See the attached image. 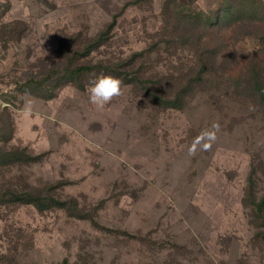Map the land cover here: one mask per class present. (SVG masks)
I'll use <instances>...</instances> for the list:
<instances>
[{
    "label": "rangeland",
    "instance_id": "obj_1",
    "mask_svg": "<svg viewBox=\"0 0 264 264\" xmlns=\"http://www.w3.org/2000/svg\"><path fill=\"white\" fill-rule=\"evenodd\" d=\"M178 1L215 10L223 0ZM163 2L0 0V104H8L2 95L16 94L11 80L53 51L60 37L93 36L116 12L110 39L86 60H117L146 48L161 27ZM14 21L20 23L9 35ZM204 39L221 43L225 55L233 50L225 76L238 75L250 60L264 67V41L235 39L226 26L211 27ZM191 60L187 50L162 52L145 73L176 74ZM225 76L208 82L183 109H158L124 83L123 95L102 109L89 102L87 88L72 85L49 100L28 93L14 100L7 146L45 155L0 170V186L61 182L57 195L73 196L86 209L99 204V224L143 239L103 231L61 209L15 206L0 215V264L64 258L67 264H264V244L253 240L241 202L252 164H262L256 178L259 194L264 191V115Z\"/></svg>",
    "mask_w": 264,
    "mask_h": 264
},
{
    "label": "trees",
    "instance_id": "obj_2",
    "mask_svg": "<svg viewBox=\"0 0 264 264\" xmlns=\"http://www.w3.org/2000/svg\"><path fill=\"white\" fill-rule=\"evenodd\" d=\"M119 15L120 11L114 13L93 36L75 33L60 37L53 51L30 64L33 68L30 66L11 80L16 94H1L8 104H0V170L15 164L38 162L45 155L44 152L30 153L18 145L7 146L14 129L9 106L14 105V100L20 102L24 93L49 100L66 85L85 90L90 81L101 75H111L121 79L124 84L140 89L144 98L158 109H183L199 90L208 86V82L224 77L230 64L233 50L225 55L221 43L209 45L205 42L204 36L211 27L231 28L235 39L250 36L264 41V31L258 30L264 21L263 0H223L215 10L194 8L178 0H164L161 27L152 35L154 37L146 48L122 59L86 60L92 51L108 42ZM19 23L14 21L10 27L7 26L9 35H13ZM177 50H187L192 57L185 70L176 74L145 73L153 55L161 56L162 52L173 55ZM225 81L236 95L251 100L264 115V67L261 64L250 60L238 75L227 74ZM260 167L261 163L252 164L241 202L248 209L249 223L254 229L253 240L264 244V191L259 194L256 178ZM61 184H46L40 188L24 182L19 186H0V215L22 205H31L38 212L61 209L67 216L88 219L94 227L103 231L143 239L125 230L99 224L95 218L99 204L86 209L73 196L60 197L54 188ZM59 264H67V259L64 258ZM74 264H84V261Z\"/></svg>",
    "mask_w": 264,
    "mask_h": 264
},
{
    "label": "clouds",
    "instance_id": "obj_3",
    "mask_svg": "<svg viewBox=\"0 0 264 264\" xmlns=\"http://www.w3.org/2000/svg\"><path fill=\"white\" fill-rule=\"evenodd\" d=\"M126 87L123 81L111 75H101L95 80L89 82L87 86L89 102L99 109L104 108L111 103L114 98L123 95V89ZM214 142L215 137H209ZM211 147V143L204 144L205 150Z\"/></svg>",
    "mask_w": 264,
    "mask_h": 264
}]
</instances>
